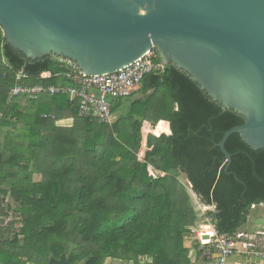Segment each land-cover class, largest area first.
Here are the masks:
<instances>
[{
    "label": "trees",
    "instance_id": "1",
    "mask_svg": "<svg viewBox=\"0 0 264 264\" xmlns=\"http://www.w3.org/2000/svg\"><path fill=\"white\" fill-rule=\"evenodd\" d=\"M21 70L27 84L68 85L39 76L74 69L52 57L27 59L0 26V264H48L63 253L64 264H197L198 212L181 173L202 203L216 206L207 214L220 235L242 229L252 207L264 204V149L234 133L229 162L219 145L244 118L174 65L147 74L137 90L143 96L117 99L113 112L121 116L112 125L79 117L66 95L26 106L24 96L9 99ZM66 117L71 127L56 124ZM8 195L19 204L20 226L6 220Z\"/></svg>",
    "mask_w": 264,
    "mask_h": 264
},
{
    "label": "water",
    "instance_id": "2",
    "mask_svg": "<svg viewBox=\"0 0 264 264\" xmlns=\"http://www.w3.org/2000/svg\"><path fill=\"white\" fill-rule=\"evenodd\" d=\"M0 26L27 59L56 58L87 75L155 49L163 68L174 65L244 118L219 144L229 162L234 133L264 149V0H0Z\"/></svg>",
    "mask_w": 264,
    "mask_h": 264
},
{
    "label": "built area",
    "instance_id": "3",
    "mask_svg": "<svg viewBox=\"0 0 264 264\" xmlns=\"http://www.w3.org/2000/svg\"><path fill=\"white\" fill-rule=\"evenodd\" d=\"M157 57L153 49L124 68L101 75L81 74L72 70L56 74L45 71L39 76L40 79L53 76L63 78L70 82L69 85L27 84L23 80L28 75L21 70L16 77L18 83L9 93V99L18 95L33 98L43 93L66 94L78 101L79 117L112 125L116 121L114 102L137 91L147 74L163 70ZM2 117L0 113V122ZM150 172L156 176L153 170ZM203 209L214 212L216 206L205 205ZM192 232L198 240V251L204 264H260L264 261V230L250 233L240 229L231 235H220L213 224V218L207 214L205 220L197 224Z\"/></svg>",
    "mask_w": 264,
    "mask_h": 264
},
{
    "label": "rangeland",
    "instance_id": "4",
    "mask_svg": "<svg viewBox=\"0 0 264 264\" xmlns=\"http://www.w3.org/2000/svg\"><path fill=\"white\" fill-rule=\"evenodd\" d=\"M143 96V94L140 91H137L133 96L128 97L127 99V103L128 102H132L133 100H135L136 98H139ZM116 116V120L121 116L120 112H116L115 113ZM63 119V118H62ZM58 119L56 121V124L58 126H64V127H71L74 123V118L73 117H66L65 119ZM4 141V136L3 134L0 133V143H3ZM150 170H153L152 167H150ZM41 179V175L40 174H35L34 175V180H40ZM179 179L180 181L188 188L191 197H192V201H193V205L195 207V209L198 212V224L202 223L205 220V217L207 216V213L209 210H205L203 209L205 204L202 203L200 201V199L197 197V195L192 191L191 189V184L189 183L186 174L181 173L179 175ZM4 187L6 189H10V186L7 184H4ZM18 203L15 202V200L13 199L12 196L8 195L6 197L5 202L3 203V206L5 207V209H7V206H9V211H8V218L6 219L7 222L11 221V220H16L18 221L16 223V227L21 225V215L19 213L16 212L15 208L18 207ZM242 230H245L247 232L253 233L257 230H264V204H260V205H255L252 207L251 211H250V216H249V221L247 223V225H245L244 227H242ZM240 259V258H239ZM27 264H36L33 262H28ZM102 264H131L129 262L126 261H120V260H116V259H112V258H107L103 261ZM197 264H204L202 259H197ZM233 264H237V263H233ZM260 264H264V261Z\"/></svg>",
    "mask_w": 264,
    "mask_h": 264
},
{
    "label": "crops",
    "instance_id": "5",
    "mask_svg": "<svg viewBox=\"0 0 264 264\" xmlns=\"http://www.w3.org/2000/svg\"><path fill=\"white\" fill-rule=\"evenodd\" d=\"M51 78H57V79H60V80H62V81H67L66 79H63V78H59V77H55V76H53V77H51ZM47 79H50V78H47ZM47 79H40L41 81H44V80H47ZM42 83V82H41ZM68 83L70 84V82L68 81ZM43 84V83H42ZM63 83H61V85H62ZM68 84V85H69ZM53 85V84H52ZM57 85H60V84H57ZM65 85V84H64ZM44 94H49V93H43V94H40V95H38L37 97H33V98H30V97H25L24 96V98H23V100H22V104H24L25 106L28 104V99H38V97H40V96H42V95H44ZM51 95V94H50ZM55 95H59V94H55ZM61 95H66V94H61ZM68 98H70V100H72V101H77L76 99H72L70 96H68V95H66ZM122 99H127V98H122ZM78 102V101H77ZM54 117V116H53ZM63 119H65V118H63ZM62 119V120H63ZM62 126V125H61ZM194 259H196V256H194Z\"/></svg>",
    "mask_w": 264,
    "mask_h": 264
}]
</instances>
